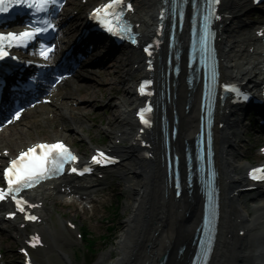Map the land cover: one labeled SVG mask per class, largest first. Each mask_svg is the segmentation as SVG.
Wrapping results in <instances>:
<instances>
[{
  "label": "bare ground",
  "instance_id": "bare-ground-1",
  "mask_svg": "<svg viewBox=\"0 0 264 264\" xmlns=\"http://www.w3.org/2000/svg\"><path fill=\"white\" fill-rule=\"evenodd\" d=\"M158 5L159 0H139L138 18L142 22V33L145 34L149 31L154 20L152 16H155ZM147 6L152 8L150 11L154 13L153 15L145 9ZM248 8L247 3L237 0H228L225 4L229 16L226 18L221 32V55L223 57V71L228 77L247 81V84H254L260 79L258 73V68L260 69L258 63L261 60L258 57L260 55H251V50L247 52L243 49L246 42L251 41V38L248 34H240L242 32L240 29H243L247 24L249 26L252 24L249 21L250 17L247 16ZM234 33L238 35L236 36ZM244 39H246L245 42H243ZM245 51L247 55L244 53ZM127 62V70L123 75L125 79L133 75L138 78L146 73L144 58L140 53L134 52ZM126 84L125 91L130 102L127 103V106H133L138 98L134 93V87L128 82ZM176 92L178 99L175 103L178 104L180 98L187 93V89L184 90L182 84L178 82ZM58 97L55 100L56 115L66 112L67 103L72 98V92L68 88H63ZM62 99L65 101L62 102ZM191 99L190 113L185 114L183 111L181 114L180 140L186 138L190 141L197 129L196 95L192 94ZM127 110H120L122 112L117 118L120 123L111 132L114 134V140L111 141L109 148L123 157L117 172L126 175V183L129 185L127 188L132 190L131 196H136V198H131L132 203L128 204V208H132V212L121 230L118 246L114 251L102 254L95 264H157L159 257L166 252L170 253L168 263L182 264L188 251L178 259V248L181 244L191 240L190 234L194 232L197 225L199 212L196 213L194 210V215L186 216L187 211L194 208L196 197L193 196L194 201L192 203L183 199L175 200L173 189L170 190L165 184H161L160 180L165 178V168L158 167L155 162H152V158L145 157L146 149L139 146L136 138V120ZM44 114L43 110L38 115L43 117ZM220 123L222 127H218L216 130V150L219 154L218 161L224 181L223 188L229 195V202H226L225 214L227 216L224 221L222 240L219 243L220 247L213 264H227L230 260L229 248L234 249V254L231 257L234 264H264V258H256L253 262L249 261L251 254L261 252L264 249V197L261 196L260 188H257L256 191L254 189L246 190L251 183L236 175L238 174L236 171L240 169L236 162L239 161L238 158L241 155L239 143L242 141V130L245 126L242 123L240 111L233 106L226 105L223 108ZM36 125L37 121L33 119L26 126L35 128ZM32 137L34 134L25 131L23 128L12 129L4 140L0 137V144L5 142L15 145L16 142L14 141L19 138L29 140ZM153 137L155 138L153 140L155 145L156 131L153 132ZM174 145L177 149L179 148L178 142H175ZM140 169L145 174L144 177H142ZM82 189H86V187H73V191ZM246 193L251 194L243 197ZM47 195L42 191L35 193L36 199L44 203L43 211H45L44 197ZM138 211H142L140 218ZM144 216L145 219L141 222V218ZM47 223L33 226L34 231L42 234L45 245L43 248L41 247L42 249L38 248L39 251H36L37 249L34 251L32 264H62L59 263L62 260L61 254L57 253L59 251H62L64 256L69 257L64 250L66 244L58 242L59 236L56 229L48 226ZM242 229L245 230V234L241 236L239 231ZM19 233L24 234L21 230ZM260 237H262V242L259 240ZM72 264L79 263L72 261Z\"/></svg>",
  "mask_w": 264,
  "mask_h": 264
},
{
  "label": "snow or ice",
  "instance_id": "snow-or-ice-1",
  "mask_svg": "<svg viewBox=\"0 0 264 264\" xmlns=\"http://www.w3.org/2000/svg\"><path fill=\"white\" fill-rule=\"evenodd\" d=\"M121 3L122 0H110L109 4L103 5L95 9L93 15H103L102 22L104 23L109 32L113 34L126 32L131 35V30L129 27L125 26L123 29H120L117 20L111 19V17L114 15H117L118 17L122 18V12H120L119 14H114L110 11V9H112L114 5H120ZM207 3L209 5L208 14L204 17L206 30L207 25L213 16L212 6L219 3V0H207ZM9 6H19L28 9H33L34 11L32 14L35 16L40 13H50L53 8H58L60 5L58 3V0H0V13L7 12L9 10ZM126 7L130 9L131 5L129 4ZM49 28H52L54 30V25H52L50 20H48L47 18H42L41 20L36 21V26H34L31 31H24L19 33L18 35L15 33H8L6 36L4 34H0V59H3L7 55L2 46V42L5 39H9L12 41H23L26 39L31 40L33 38H36L38 35L46 33ZM261 35H264V33H261ZM132 42L135 43V40L133 39ZM40 47L41 55L47 58V53L51 51V49H46V46L43 44H41ZM149 63L151 62L149 61ZM147 83H150V81L145 82V84ZM225 88L227 90L229 86L226 85ZM231 90L234 92L239 91L235 87H232ZM140 91L144 92L143 85L141 86ZM147 111H151V109L146 108L141 109L140 111L141 120L145 124L148 123V121L144 119V113ZM15 115L18 118L20 113L17 112ZM37 149L40 150L39 154L37 153ZM98 156L104 157V160L102 161L98 159L97 156H94L92 158V161L94 163L100 164L110 159L109 157H106L105 154L102 152L98 153ZM76 159L77 157L73 155L72 152L62 142H57L54 144L41 143L29 147L26 151H22L17 158L12 159L10 165L4 171V177L7 180L8 192H19L22 188L32 187L41 179H46L50 175H54L61 172L64 168L65 163L75 161ZM90 170L91 169H85V171ZM72 171L76 172L77 169L72 168ZM258 173L259 175H257ZM81 174H83V172H81ZM250 175L253 179L264 180V168L253 169ZM4 196L5 192L0 189V200L4 199ZM13 199H15V196H13ZM16 202L18 205L21 203H26L20 200H17ZM20 211H24L23 207L20 208ZM28 218L31 220L36 219V217L34 216H30ZM206 223H209V221H206Z\"/></svg>",
  "mask_w": 264,
  "mask_h": 264
},
{
  "label": "rangeland",
  "instance_id": "rangeland-1",
  "mask_svg": "<svg viewBox=\"0 0 264 264\" xmlns=\"http://www.w3.org/2000/svg\"><path fill=\"white\" fill-rule=\"evenodd\" d=\"M118 59H120V55L116 56ZM129 57V56H128ZM115 67L111 70L113 76L111 78V81L108 82V84L105 86V94L107 96L106 104L104 106H101L99 108V121H98V131L93 136V140H98L100 142H103L105 140V143L108 145L111 144V135L110 131L116 126H118V122H116V114L118 108L115 106V103H124L125 101V94L123 95L120 93L122 90L121 85H113L112 80L118 77V81L122 78L123 70H121L120 73H118V68H120L121 64L116 62ZM126 64V63H125ZM122 67V66H121ZM121 69V68H120ZM104 87L103 85H101ZM114 86V87H113ZM113 87V88H112ZM108 105L110 106L107 107ZM104 122V125L102 126ZM110 122L113 123V126H110ZM107 135V136H106ZM105 137H107L105 139ZM247 139V136L245 135V140ZM239 150L241 151V155L239 156V161L236 162L238 166H240V169L236 171L237 176L242 177L243 174V166L247 163H257L259 161L258 158L253 157L254 151L252 149H249L245 143H239ZM89 147V146H88ZM249 149V150H248ZM140 172L142 174V170L140 169ZM121 183V192L122 197H120L119 206L121 208V213H119L117 216H115L112 211L108 212V214H103L105 217L103 220H100V218L103 215L98 216V219H85L78 215L77 211L65 208L63 211H59L56 206V201H51V198H49L48 205V211L49 215L46 217L47 220L51 222V225L57 229L59 233V237L62 242L66 243L68 245V249H66V253L69 255L70 260H78L80 263H84L85 259L88 258L89 253L87 252V240L77 238L75 235V232H72L71 229L67 226L65 219H71L75 223H77L78 229L83 231L82 227L88 226L90 233L92 234L91 239H94L96 241L94 246H104L106 243L103 252L101 253H109L110 251H113L116 249L118 245H116L117 241L115 239H118L121 235V229L126 223V220L129 218L132 208H128V204L130 202V198H136V196H131V190L127 189L126 180L123 178L120 179ZM140 181V180H138ZM137 189V187L135 188ZM131 203V202H130ZM55 207V208H54ZM54 208V209H53ZM60 212V213H58ZM142 211H138V217L140 218ZM116 217V218H115ZM145 219L141 218V222H143ZM112 227V231L108 230V227ZM112 234L113 236L109 239H102L101 236L103 235H109ZM17 234L14 233V236H10L7 238L8 247L11 249H14L21 238H16ZM6 238L0 237V241H4ZM4 243V242H3ZM69 259L65 258L63 259L64 264L69 263Z\"/></svg>",
  "mask_w": 264,
  "mask_h": 264
}]
</instances>
